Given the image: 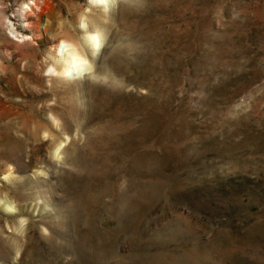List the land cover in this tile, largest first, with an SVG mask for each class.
<instances>
[{
	"label": "rangeland",
	"instance_id": "obj_1",
	"mask_svg": "<svg viewBox=\"0 0 264 264\" xmlns=\"http://www.w3.org/2000/svg\"><path fill=\"white\" fill-rule=\"evenodd\" d=\"M4 3L0 264H264V0L121 8L114 88L44 75L87 0Z\"/></svg>",
	"mask_w": 264,
	"mask_h": 264
},
{
	"label": "clouds",
	"instance_id": "obj_2",
	"mask_svg": "<svg viewBox=\"0 0 264 264\" xmlns=\"http://www.w3.org/2000/svg\"><path fill=\"white\" fill-rule=\"evenodd\" d=\"M32 2L33 0H29V4ZM29 4H24L23 8L30 10ZM87 5L78 18V36L74 39H60L52 46L54 56L50 58L51 63L45 61L47 67L44 75L66 82L87 81L93 85L114 88L120 85L119 79L107 64H103V70H100L101 65L97 60L101 55L103 58L105 49H108L110 57L121 56L135 61L137 55L142 52L143 45L125 35L114 41L112 19L121 8L137 12L146 11L150 7V0H87ZM7 7L4 0H0V33L19 43L30 39L17 31L11 14L5 13ZM52 119L54 123H59L56 118ZM63 147L64 145H61L54 156L58 166L63 165ZM38 175L47 177V173L43 171Z\"/></svg>",
	"mask_w": 264,
	"mask_h": 264
}]
</instances>
